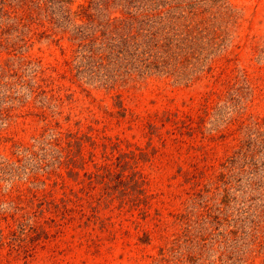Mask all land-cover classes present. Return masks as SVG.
I'll list each match as a JSON object with an SVG mask.
<instances>
[{
    "label": "rangeland",
    "instance_id": "374dc122",
    "mask_svg": "<svg viewBox=\"0 0 264 264\" xmlns=\"http://www.w3.org/2000/svg\"><path fill=\"white\" fill-rule=\"evenodd\" d=\"M171 2L157 69L1 34L0 264H264V0Z\"/></svg>",
    "mask_w": 264,
    "mask_h": 264
},
{
    "label": "trees",
    "instance_id": "16d2710c",
    "mask_svg": "<svg viewBox=\"0 0 264 264\" xmlns=\"http://www.w3.org/2000/svg\"><path fill=\"white\" fill-rule=\"evenodd\" d=\"M74 1L0 0V45L5 41L2 33L30 25L33 13L40 10L45 11L50 27L58 29L52 32H72L76 46L89 51L84 53L88 58L111 60L116 54L157 69L168 62L166 58L180 60L174 48L190 39L192 26L180 21L182 12L176 22L171 19V0H80L72 8ZM71 164L65 166L67 172L72 170Z\"/></svg>",
    "mask_w": 264,
    "mask_h": 264
}]
</instances>
